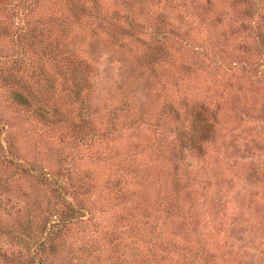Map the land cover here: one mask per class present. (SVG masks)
<instances>
[{"label":"rangeland","instance_id":"374dc122","mask_svg":"<svg viewBox=\"0 0 264 264\" xmlns=\"http://www.w3.org/2000/svg\"><path fill=\"white\" fill-rule=\"evenodd\" d=\"M126 1L105 0L111 9ZM143 1L154 13L142 19V39L161 24L160 11L177 39L153 70L133 54L140 42L122 48L104 31L73 30L94 65L101 116L122 109L123 130L113 146H99L100 158L93 148L79 151L64 123L31 116L0 88V254L15 252L19 264L35 249L19 232L38 231L53 198L1 162L12 150L46 172L68 156L77 172L94 177L93 210L62 241L61 264H264V0ZM52 97L59 108L52 116H75L66 90ZM169 103L180 117L161 118ZM141 106L146 123L134 125ZM121 163L125 186L135 191L125 199L107 192Z\"/></svg>","mask_w":264,"mask_h":264},{"label":"trees","instance_id":"16d2710c","mask_svg":"<svg viewBox=\"0 0 264 264\" xmlns=\"http://www.w3.org/2000/svg\"><path fill=\"white\" fill-rule=\"evenodd\" d=\"M130 1L111 9L105 0H0V88L8 93L13 104L31 116L52 126L64 123L73 132L78 150L93 148L97 158L102 154L100 145L113 146L119 138L124 126L120 125L118 110L122 109L115 107L101 116L100 98L95 97L97 92L92 81L94 65L85 49L75 43L74 28L89 26L95 35L98 30L104 31L122 48L131 47L132 42H140L143 47L133 54L144 68L151 70L172 56L177 42L167 31L170 28L162 11L157 14L161 24H155L148 40H143L145 36L141 35L148 30L142 19L154 12L143 0ZM18 18L23 19L21 26ZM258 39L264 43L262 36ZM60 89L66 90L67 99L73 102L74 117L60 120L50 114V109L59 110L57 103L53 104L52 96ZM123 106L127 108L128 101ZM143 109L141 106L134 113V125L146 123ZM191 112L203 116L195 107ZM180 114L169 103L161 118L171 115L178 118ZM202 120L206 123L204 133H208L212 124L208 117L204 116ZM181 135L184 131L180 128L178 138L186 145ZM111 150L110 154L122 158L121 150ZM10 154L8 158L3 155L1 162H9L19 176L47 186L53 198L42 210L45 221L40 229L30 233L27 226L19 232L27 237L29 233L35 240V249L28 264H61L56 254L62 241L93 210L89 197L96 188L94 177L77 172L76 162L68 156L46 172L38 162L19 157L13 150ZM125 169L124 164H119L114 173L117 175L119 170V176L108 182L107 192L114 198L125 199L135 192L125 186L127 182L122 178ZM12 254L16 258L7 252L0 254V264L25 262L15 252Z\"/></svg>","mask_w":264,"mask_h":264}]
</instances>
